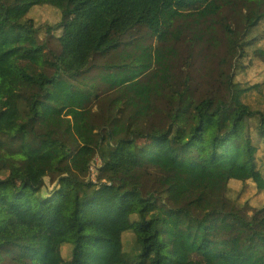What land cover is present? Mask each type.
Masks as SVG:
<instances>
[{"label": "trees", "instance_id": "trees-1", "mask_svg": "<svg viewBox=\"0 0 264 264\" xmlns=\"http://www.w3.org/2000/svg\"><path fill=\"white\" fill-rule=\"evenodd\" d=\"M20 1L0 0V264H264V0Z\"/></svg>", "mask_w": 264, "mask_h": 264}, {"label": "rangeland", "instance_id": "rangeland-1", "mask_svg": "<svg viewBox=\"0 0 264 264\" xmlns=\"http://www.w3.org/2000/svg\"><path fill=\"white\" fill-rule=\"evenodd\" d=\"M37 3H51L57 6H61L64 7L66 6V3L64 0H21L19 5H16L12 8L11 10V14L14 17H21L24 16L29 9ZM184 13V11H174V10H167L164 12V18H156L146 24H144L143 26H141L140 28H138L137 30H134L132 32V34H139V35H143L147 32H154L157 31L161 28H163L165 25H167V23H169L172 19L177 18L178 16L182 15ZM167 22V23H166ZM191 44H184L182 46V55L185 59H189L190 55H191ZM24 63H28L30 66H43L45 65V63L47 64V70L51 71V69H49L48 66V59H46L45 56H38L36 58H34L33 60L30 61H24ZM202 101V95L200 94H196L193 91H190L186 97L184 98V102L182 105V108L184 110V112H188L191 110V108L193 106L199 105L200 102ZM12 116L17 117L18 115V109H14ZM11 116V117H12ZM101 164L100 160L95 159L93 162V166H92V177L95 180H97V176H98V171L97 169L99 168V165ZM92 180V179H91ZM47 183V187L44 190V195L48 194V191L50 192L53 187L51 184V181H49V179L46 180ZM256 223L261 227L264 228V212L258 213L254 216ZM4 264H12V261H8V260H4L3 261Z\"/></svg>", "mask_w": 264, "mask_h": 264}, {"label": "built area", "instance_id": "built-area-1", "mask_svg": "<svg viewBox=\"0 0 264 264\" xmlns=\"http://www.w3.org/2000/svg\"><path fill=\"white\" fill-rule=\"evenodd\" d=\"M97 160H99V159H97ZM94 162V161H93ZM93 162L91 163V167H90V174H91V171H92V166H93ZM99 167H100V165H99ZM97 171H98V176H99V168L97 169ZM97 176V177H98ZM91 179L94 181V179H93V177H92V174H91ZM97 180H95L94 182H96Z\"/></svg>", "mask_w": 264, "mask_h": 264}]
</instances>
